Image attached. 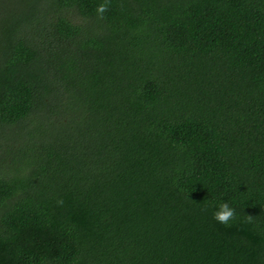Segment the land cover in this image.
<instances>
[{"label": "trees", "instance_id": "obj_1", "mask_svg": "<svg viewBox=\"0 0 264 264\" xmlns=\"http://www.w3.org/2000/svg\"><path fill=\"white\" fill-rule=\"evenodd\" d=\"M103 2L0 0V264H264V0Z\"/></svg>", "mask_w": 264, "mask_h": 264}, {"label": "clouds", "instance_id": "obj_2", "mask_svg": "<svg viewBox=\"0 0 264 264\" xmlns=\"http://www.w3.org/2000/svg\"><path fill=\"white\" fill-rule=\"evenodd\" d=\"M107 8V0L99 3L96 6L95 12L98 17H103ZM235 214V209L231 207L226 201H220L214 206L213 218L220 223H227Z\"/></svg>", "mask_w": 264, "mask_h": 264}, {"label": "rangeland", "instance_id": "obj_3", "mask_svg": "<svg viewBox=\"0 0 264 264\" xmlns=\"http://www.w3.org/2000/svg\"><path fill=\"white\" fill-rule=\"evenodd\" d=\"M13 1H14V0H12V1H11V0H8L9 3L13 2Z\"/></svg>", "mask_w": 264, "mask_h": 264}]
</instances>
